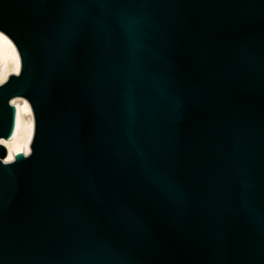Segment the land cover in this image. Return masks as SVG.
I'll use <instances>...</instances> for the list:
<instances>
[{"label": "water", "instance_id": "1", "mask_svg": "<svg viewBox=\"0 0 264 264\" xmlns=\"http://www.w3.org/2000/svg\"><path fill=\"white\" fill-rule=\"evenodd\" d=\"M34 116L4 164L0 264H264V0H0Z\"/></svg>", "mask_w": 264, "mask_h": 264}, {"label": "bare ground", "instance_id": "2", "mask_svg": "<svg viewBox=\"0 0 264 264\" xmlns=\"http://www.w3.org/2000/svg\"><path fill=\"white\" fill-rule=\"evenodd\" d=\"M21 70V59L12 40L0 31V86L11 75H18ZM10 105L15 108L13 129L10 137L0 139V145L5 148L6 155L2 162L11 163L16 154L28 156L34 134V116L29 102L23 97H13Z\"/></svg>", "mask_w": 264, "mask_h": 264}]
</instances>
